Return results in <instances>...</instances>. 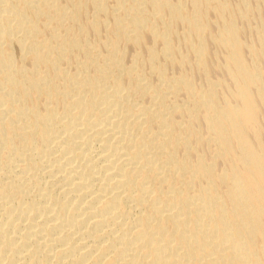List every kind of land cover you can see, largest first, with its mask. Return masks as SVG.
Returning <instances> with one entry per match:
<instances>
[{
	"label": "bare ground",
	"instance_id": "6f19581e",
	"mask_svg": "<svg viewBox=\"0 0 264 264\" xmlns=\"http://www.w3.org/2000/svg\"><path fill=\"white\" fill-rule=\"evenodd\" d=\"M87 1L94 30L107 28L112 7L115 33L103 61L85 41L68 74L79 44L61 30L84 32L83 1L0 0V264H264V33L258 27L261 50L248 46L250 61L238 27L250 5L187 0V15L172 0ZM210 9L219 33L209 43ZM165 15L188 26V55L166 23L157 29ZM148 35L159 45H144L155 85L137 68ZM13 40L27 61L13 57ZM121 41L136 48L130 63ZM212 44L226 52L232 89L210 77L202 89L157 62L184 69L192 59L204 70ZM90 59L95 80L82 72ZM57 92L62 111L49 106ZM192 123L205 126L194 136L211 159L185 134Z\"/></svg>",
	"mask_w": 264,
	"mask_h": 264
},
{
	"label": "rangeland",
	"instance_id": "374dc122",
	"mask_svg": "<svg viewBox=\"0 0 264 264\" xmlns=\"http://www.w3.org/2000/svg\"><path fill=\"white\" fill-rule=\"evenodd\" d=\"M78 1V0H75ZM83 1L85 5V11L86 13L83 14L81 17V20L83 21L82 27H84V32L81 33L80 28L77 27H71L69 30L64 31L61 30L63 34L67 35V37H76L78 40L79 47H76L74 51L70 52L67 55V61L64 63V69L68 74H75L77 72V68L80 67L77 65V61H82L84 58V52L81 47H84L87 42L91 44V46H94V53L93 56L94 58L101 59L103 61L104 56L108 53L106 50V46L104 45V41H107V37H112V35L115 33L114 31V26H112V16H111V11L112 7H109V11L107 16L104 18V22L107 25V28L103 24H100L97 30H94L91 27L90 21L92 17L94 16V9L91 7L89 2L87 0H81ZM174 3L180 2L183 4V7H186V14L187 15H192L193 14V9L191 5L187 2V0H172ZM222 1V0H220ZM228 2L232 7H236L241 9L242 11H246L244 7V3H248L250 6L249 11L245 14V16H238V27H239V36L240 39L246 44L247 47H245L244 52L251 61L253 59V56L250 55V51L248 46L253 45L255 50L259 51L260 49V44H259V37L260 35L257 34V31L261 28L262 30L258 31L264 33V0H223ZM243 1V2H242ZM74 3V0H61V4L66 5V6H71ZM112 4V3H111ZM243 4V6L241 5ZM241 5V6H240ZM252 8V9H251ZM211 12V13H210ZM208 18L209 24L208 27V32L205 35V39L207 41L212 42V39L216 36L218 32V27L216 25V15L213 9H210L208 12ZM246 19V20H244ZM156 25L157 29L161 30L164 27V23L173 31L176 35L175 38V43L180 47V49L183 51V55H188L189 54V46L185 45L183 43V40H188L187 38V33L190 32L188 26L186 25L185 27L181 24H179L177 21H173L170 18V15H165L163 20H156ZM259 27V29H258ZM108 28L110 29V32H108ZM258 29V30H257ZM82 30V29H81ZM49 35V34H47ZM148 39L146 38L145 42L142 45V48L140 49L139 52V59L141 61L138 62L137 68L145 72L147 74L148 80L152 85H155L157 83V79L155 74H150L149 73V67H148V54H147V48L144 46H152L153 48H159V45L155 44L151 37ZM87 41V42H85ZM17 40H13L10 42V49L12 52L13 57L20 61H27V59H22L23 57V51L22 48H20L19 44L17 45ZM121 48L123 49V55L126 63H130L132 59H134L133 56L136 55V48L130 44V42L126 41H121ZM197 45V42L194 40V45ZM81 46V47H80ZM209 47V46H208ZM209 52V60H208V65L206 66V69L201 70L197 67L196 61H193L190 59L189 63H186L184 66V69L179 68V66L176 65H171L169 63H166L163 58H159L157 60L158 64L162 66V69L166 71L167 76H177L180 74V72L187 73L189 76L193 78L195 81L196 85L202 89L206 88L207 80L210 77L211 80H216V79H221L223 82H225L226 86H228L230 89L233 88V85L230 82V79L227 75V70L225 68V51L224 48H221L217 45H213L208 48ZM134 54V55H133ZM133 55V56H132ZM93 60H88L87 65L85 68H82V72L86 73L92 80H95L98 77V72L93 64L90 62ZM28 65V64H27ZM262 67L264 69V62L262 63ZM159 68H161L159 66ZM62 84L59 83V86ZM123 86L125 87H130L131 82L129 80H126V78H123ZM63 87H59V89H62ZM223 94V92H220ZM56 94H60L59 96H56L55 94L52 95V100L49 102L50 107H54L57 111H62L63 107V96L60 92H57ZM86 95H91V93H86ZM134 97L138 98L137 101L140 102V98L137 95H134ZM175 102L180 103L181 105L188 103V97L185 94H177L173 96ZM43 100L41 96L33 95V97L30 99L31 103H34L37 105L38 108L42 109L43 106ZM142 101V100H141ZM145 104L148 103L147 99H144ZM182 117L179 116L178 120H180ZM182 121V120H181ZM191 123V122H190ZM205 127V126H204ZM201 125H195L194 123L190 124V127L188 130H186V135H198L201 137H205V129ZM40 141H38V145H40ZM192 146L194 148H199L198 154H201L204 157H207L208 159L212 158V153L209 151L208 145L205 144V142H202L199 138H195L194 136V141L192 143ZM183 151V150H181ZM179 157L181 158L180 154L178 153ZM220 165L223 166L222 161L219 162ZM219 165V168L221 169Z\"/></svg>",
	"mask_w": 264,
	"mask_h": 264
}]
</instances>
